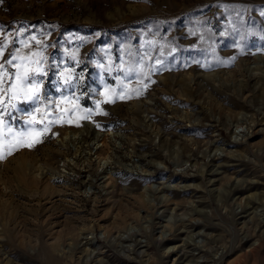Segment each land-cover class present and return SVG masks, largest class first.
Here are the masks:
<instances>
[{
	"label": "rangeland",
	"instance_id": "374dc122",
	"mask_svg": "<svg viewBox=\"0 0 264 264\" xmlns=\"http://www.w3.org/2000/svg\"><path fill=\"white\" fill-rule=\"evenodd\" d=\"M0 264H264V0H0Z\"/></svg>",
	"mask_w": 264,
	"mask_h": 264
},
{
	"label": "snow or ice",
	"instance_id": "6c2138e0",
	"mask_svg": "<svg viewBox=\"0 0 264 264\" xmlns=\"http://www.w3.org/2000/svg\"><path fill=\"white\" fill-rule=\"evenodd\" d=\"M8 63L11 64L12 61L9 60ZM36 76H37L36 72H33L31 74L28 71H25L24 73H16L15 79L20 83L19 85H17L16 83L10 85L9 91L13 92L12 98L15 99L18 97H22L25 101H30L33 105L37 104L41 100V96L39 95V92L36 90L37 89V85L35 83ZM12 107L15 108V105H12ZM36 111H39V109H36Z\"/></svg>",
	"mask_w": 264,
	"mask_h": 264
}]
</instances>
